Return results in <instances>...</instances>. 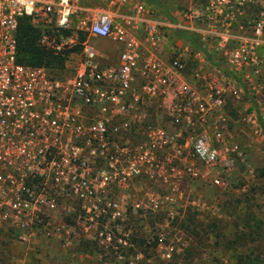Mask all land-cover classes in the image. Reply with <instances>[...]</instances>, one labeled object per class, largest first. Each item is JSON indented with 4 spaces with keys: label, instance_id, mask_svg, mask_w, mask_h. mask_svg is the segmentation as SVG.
Wrapping results in <instances>:
<instances>
[{
    "label": "built area",
    "instance_id": "2783aa9c",
    "mask_svg": "<svg viewBox=\"0 0 264 264\" xmlns=\"http://www.w3.org/2000/svg\"><path fill=\"white\" fill-rule=\"evenodd\" d=\"M180 1L170 23L139 0H0L5 264L51 244L96 264H143L151 247L169 262L184 197L197 182L225 188L246 161L228 132L238 116L262 133L264 0ZM25 16L46 50L79 47L62 71L17 62Z\"/></svg>",
    "mask_w": 264,
    "mask_h": 264
},
{
    "label": "rangeland",
    "instance_id": "374dc122",
    "mask_svg": "<svg viewBox=\"0 0 264 264\" xmlns=\"http://www.w3.org/2000/svg\"><path fill=\"white\" fill-rule=\"evenodd\" d=\"M161 1L164 7H152L156 18H168L181 7L177 0ZM31 23L41 29L32 18ZM104 43L101 40L98 46ZM232 118L236 122L230 123L228 133L232 140L247 145L246 161L234 165L225 188L195 183L196 190L184 197L177 219L182 234L174 259L165 261L161 251L151 247L147 248L143 264H264V177L260 176L264 173V136H255L238 116ZM153 220L152 217L145 223L147 233L153 230ZM249 232L246 238L244 234ZM5 247L9 254L15 248L13 244ZM45 250L46 257L41 249L36 256L25 258L24 264H96L94 255L67 253L57 244L47 245ZM17 258L18 255L11 261L18 262ZM2 261L0 264H5Z\"/></svg>",
    "mask_w": 264,
    "mask_h": 264
},
{
    "label": "trees",
    "instance_id": "16d2710c",
    "mask_svg": "<svg viewBox=\"0 0 264 264\" xmlns=\"http://www.w3.org/2000/svg\"><path fill=\"white\" fill-rule=\"evenodd\" d=\"M144 4L154 7V6H161V0H139ZM181 3V7L178 10L183 9V3L180 0H177ZM180 5V4H179ZM163 6V5H162ZM164 7V6H163ZM176 11V12H177ZM162 14H169L168 12L162 11ZM168 22L173 23L175 22V14L168 15V18H165ZM172 36L182 40L184 43L193 46L196 49H201V47L197 44L196 38L194 35L179 29H171ZM41 34V29L37 28L31 23V17H22L18 21L17 29H16V44H17V62L29 67H43L45 69L51 71H62L65 67V60L67 55L70 52H77L79 47H74L70 51H67L62 54H54L51 51L46 50L39 44V37ZM252 106L256 108V113L259 116L257 105L255 101H252ZM259 120V126L264 136V123ZM261 178L264 177V173H261ZM250 232L244 236L249 238ZM141 243V242H140ZM155 246V244H153ZM4 245L2 244V254L0 253V260H6V253L7 251L3 248ZM87 245L84 247L85 249ZM84 249V250H85ZM3 262V261H2Z\"/></svg>",
    "mask_w": 264,
    "mask_h": 264
},
{
    "label": "crops",
    "instance_id": "0c3cea01",
    "mask_svg": "<svg viewBox=\"0 0 264 264\" xmlns=\"http://www.w3.org/2000/svg\"><path fill=\"white\" fill-rule=\"evenodd\" d=\"M158 19H161V20H164L165 18H163V17H159ZM182 41V40H181ZM183 42V41H182Z\"/></svg>",
    "mask_w": 264,
    "mask_h": 264
}]
</instances>
